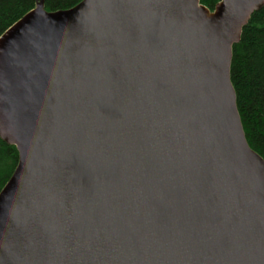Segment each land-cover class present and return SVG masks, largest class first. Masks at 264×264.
I'll return each instance as SVG.
<instances>
[{
	"label": "water",
	"instance_id": "95a60500",
	"mask_svg": "<svg viewBox=\"0 0 264 264\" xmlns=\"http://www.w3.org/2000/svg\"><path fill=\"white\" fill-rule=\"evenodd\" d=\"M35 1L0 35V264H264L230 81L264 0Z\"/></svg>",
	"mask_w": 264,
	"mask_h": 264
},
{
	"label": "trees",
	"instance_id": "16d2710c",
	"mask_svg": "<svg viewBox=\"0 0 264 264\" xmlns=\"http://www.w3.org/2000/svg\"><path fill=\"white\" fill-rule=\"evenodd\" d=\"M47 11L68 9L81 0H42ZM212 10L219 0H199ZM35 0H0V35L35 7ZM230 81L249 146L264 159V4L255 10L232 46ZM15 146L0 137V190L17 165Z\"/></svg>",
	"mask_w": 264,
	"mask_h": 264
}]
</instances>
